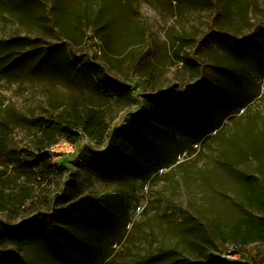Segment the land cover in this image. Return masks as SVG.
Listing matches in <instances>:
<instances>
[{
  "label": "rangeland",
  "instance_id": "rangeland-1",
  "mask_svg": "<svg viewBox=\"0 0 264 264\" xmlns=\"http://www.w3.org/2000/svg\"><path fill=\"white\" fill-rule=\"evenodd\" d=\"M76 58L131 89L134 105L116 112L109 133L164 94L193 105L163 112L153 164L111 153L110 138L54 154L61 175L0 212V231L54 215L60 252L77 250L66 264H183L204 247L256 264L232 256L221 232L251 212L242 174L257 167L252 147L264 157V0H0V170L5 152L29 145L34 119L100 102L78 77L46 66ZM4 180L6 194L25 187L10 170ZM90 207L92 217L75 219ZM55 249L39 239L22 257L61 264Z\"/></svg>",
  "mask_w": 264,
  "mask_h": 264
},
{
  "label": "trees",
  "instance_id": "trees-1",
  "mask_svg": "<svg viewBox=\"0 0 264 264\" xmlns=\"http://www.w3.org/2000/svg\"><path fill=\"white\" fill-rule=\"evenodd\" d=\"M66 61L65 69L62 61L47 60L46 66L51 71L64 76L71 73L78 77L86 91L100 102L84 110L73 104L69 109L56 115L49 113L46 117L34 119L35 132L29 145L24 149H10L4 154V170H0V212L21 208L24 202L32 197L31 191L35 189L34 184L40 187L61 175L63 167L52 163L53 157L47 152L60 141L65 140L76 144L80 139L86 138L96 146H103L105 140L110 138L108 151L111 153L134 154L143 163L153 164L151 156L157 153L153 142V129L155 126L161 128L167 124L168 118L163 112L172 110L174 114L176 110H179L185 113L181 106L183 101L187 100L186 97L170 99L164 94V103L152 101L146 115L138 111L127 114L122 124L109 133L110 122L116 112L129 109L134 105L130 87L112 80L101 70L96 69L93 64L79 58ZM217 86L218 89L222 88L220 82ZM187 102L193 105V101L187 100ZM250 155L257 162V167L252 173L242 175L245 183L243 197L251 212L247 211L245 216L237 219L226 231H222L221 235L224 237L223 244H229L232 247L230 252L232 256L246 255L251 260H257L256 264H264V157L258 147H252ZM7 170H10L16 179L23 180L25 187L19 194L5 192L7 189H12L9 188V181L4 180ZM91 208L78 211L75 219L81 222L85 217H90ZM33 212L31 210L30 213ZM53 216L45 217L37 214L16 226H4L0 231V264H26L22 253L39 239L46 245L56 247L55 253L59 256L61 254L60 263L66 264L67 255H73L77 250L60 252L65 250V245L62 239H57L56 225L50 221ZM210 230L213 235L219 233L217 226H211ZM195 237L204 240L201 234ZM204 242L207 244L206 240ZM205 249L206 247L204 251H197L194 261L181 255L182 263L242 264L238 260L227 259L215 249Z\"/></svg>",
  "mask_w": 264,
  "mask_h": 264
},
{
  "label": "built area",
  "instance_id": "built-area-1",
  "mask_svg": "<svg viewBox=\"0 0 264 264\" xmlns=\"http://www.w3.org/2000/svg\"><path fill=\"white\" fill-rule=\"evenodd\" d=\"M76 144H72L65 140L60 141L56 145L52 146L47 152L53 157L54 154H72L75 152Z\"/></svg>",
  "mask_w": 264,
  "mask_h": 264
}]
</instances>
